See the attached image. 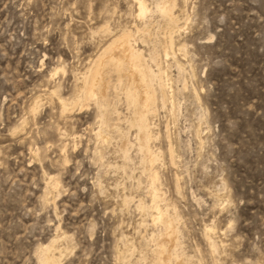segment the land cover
<instances>
[{"label": "rangeland", "instance_id": "rangeland-1", "mask_svg": "<svg viewBox=\"0 0 264 264\" xmlns=\"http://www.w3.org/2000/svg\"><path fill=\"white\" fill-rule=\"evenodd\" d=\"M143 1L0 0V264H264V0Z\"/></svg>", "mask_w": 264, "mask_h": 264}, {"label": "bare ground", "instance_id": "bare-ground-1", "mask_svg": "<svg viewBox=\"0 0 264 264\" xmlns=\"http://www.w3.org/2000/svg\"><path fill=\"white\" fill-rule=\"evenodd\" d=\"M137 3V7H138V16H143L144 14H146L147 12V7L146 5L144 4V1L143 0H133ZM166 3V1H165ZM163 3V5L161 6V10H165L167 9V4ZM162 4V3H161ZM112 50V51H116L117 49L121 50L122 53H123V56L126 58V60L128 59V61L130 62V69H131V72L130 74L131 75H135V67H137V65L135 64V60H136V57L135 55L132 53L129 45H128V38L126 35H121L119 37H117L113 42H111L105 49V52H108L109 50ZM110 55V54H109ZM105 56V54H104ZM102 59V58H101ZM115 59V58H114ZM119 63V62H118ZM117 63V64H118ZM116 64V65H117ZM102 65H103V60L99 61L98 64H97V68H96V72H95V75L92 77V82H91V86L90 88L88 89L89 90V93H90V96L91 95H95V86L97 84V82L99 81V75L101 73V69H102ZM118 68V67H117ZM141 75V73H140ZM139 87H141V89L146 92L145 94H141V97L143 99V101L147 104V101L150 99L148 93H147V89H146V86L144 84L143 81H140V83L138 84ZM88 97H89V94H88ZM155 190V189H154ZM153 191V190H152ZM152 197L155 198L156 196V192L153 191L152 192ZM156 207V206H155ZM158 208V207H157ZM155 208V209H157ZM157 212V210H156ZM156 216V215H155ZM166 218V217H165ZM154 220V219H153ZM155 220L159 223H163V227L165 229V232H166V236H167V239L173 243V235H174V227H172L173 225H171L170 221H164L163 219V215L159 212V214L157 213V217H155ZM163 257V256H162ZM165 259V258H164ZM43 260V259H42ZM46 260V259H45ZM162 262V261H161ZM163 264H168L165 260H163Z\"/></svg>", "mask_w": 264, "mask_h": 264}]
</instances>
